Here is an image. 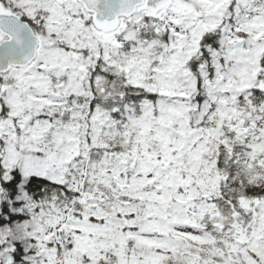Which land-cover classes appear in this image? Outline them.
<instances>
[{"label": "snow or ice", "instance_id": "6c2138e0", "mask_svg": "<svg viewBox=\"0 0 264 264\" xmlns=\"http://www.w3.org/2000/svg\"><path fill=\"white\" fill-rule=\"evenodd\" d=\"M0 264H264V0H0Z\"/></svg>", "mask_w": 264, "mask_h": 264}]
</instances>
